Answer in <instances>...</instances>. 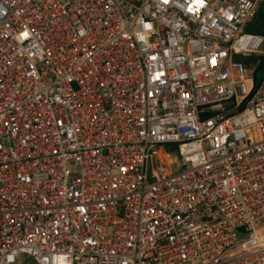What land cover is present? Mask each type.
<instances>
[{"label":"built area","instance_id":"2783aa9c","mask_svg":"<svg viewBox=\"0 0 264 264\" xmlns=\"http://www.w3.org/2000/svg\"><path fill=\"white\" fill-rule=\"evenodd\" d=\"M263 2L0 0V264H264Z\"/></svg>","mask_w":264,"mask_h":264},{"label":"trees","instance_id":"16d2710c","mask_svg":"<svg viewBox=\"0 0 264 264\" xmlns=\"http://www.w3.org/2000/svg\"><path fill=\"white\" fill-rule=\"evenodd\" d=\"M246 29L250 33L264 36V2L260 5L256 17L248 24ZM256 60L258 61V65L255 69L254 76L256 82H258L262 75H264V59L260 57L255 59V61L246 60L244 62L247 66H251Z\"/></svg>","mask_w":264,"mask_h":264},{"label":"rangeland","instance_id":"374dc122","mask_svg":"<svg viewBox=\"0 0 264 264\" xmlns=\"http://www.w3.org/2000/svg\"><path fill=\"white\" fill-rule=\"evenodd\" d=\"M246 32L250 33L247 29ZM20 264H34V262L32 261V259L25 256L23 260L20 262Z\"/></svg>","mask_w":264,"mask_h":264}]
</instances>
